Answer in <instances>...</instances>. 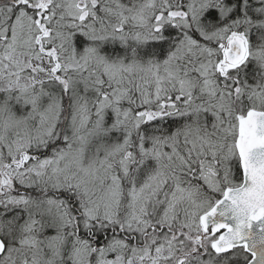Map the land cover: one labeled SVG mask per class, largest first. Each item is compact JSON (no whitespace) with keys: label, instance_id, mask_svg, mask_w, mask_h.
Masks as SVG:
<instances>
[{"label":"snow or ice","instance_id":"6c2138e0","mask_svg":"<svg viewBox=\"0 0 264 264\" xmlns=\"http://www.w3.org/2000/svg\"><path fill=\"white\" fill-rule=\"evenodd\" d=\"M0 264H264V0H0Z\"/></svg>","mask_w":264,"mask_h":264}]
</instances>
